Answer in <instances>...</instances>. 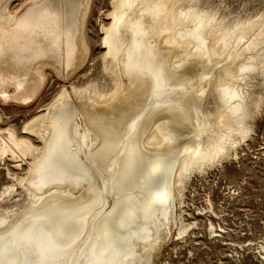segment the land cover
Listing matches in <instances>:
<instances>
[{
  "label": "bare ground",
  "instance_id": "1",
  "mask_svg": "<svg viewBox=\"0 0 264 264\" xmlns=\"http://www.w3.org/2000/svg\"><path fill=\"white\" fill-rule=\"evenodd\" d=\"M14 1L0 0L4 99L86 56L88 0ZM195 1L110 0L109 88L70 84L20 130L0 113V160L26 164L0 191V264H153L191 174L237 154L264 17L228 23Z\"/></svg>",
  "mask_w": 264,
  "mask_h": 264
},
{
  "label": "rangeland",
  "instance_id": "2",
  "mask_svg": "<svg viewBox=\"0 0 264 264\" xmlns=\"http://www.w3.org/2000/svg\"><path fill=\"white\" fill-rule=\"evenodd\" d=\"M195 2L199 8L214 12L215 17L226 18L224 21L228 23L237 19L264 17V0ZM18 3L19 0H15L12 7L15 8ZM86 6L81 25L86 41V56L81 64L73 70L64 66L60 71L47 63L43 79L31 96L26 98L22 86L11 89L7 99L0 95L3 127L12 125L20 130L44 104L72 84L80 86L97 81L103 89L109 88L110 74L104 70L102 60L105 52L102 25L109 22L107 13L111 10L110 0H88ZM261 45L263 47L264 42ZM259 66L249 72L248 90L251 95L254 93L252 97L255 95L261 102L258 107L252 106L253 113L249 118L251 130L245 142L238 147L235 156L225 158L200 173L191 174L183 194L177 196L182 199L171 220L170 230H165L164 237L152 250L153 259L150 258L149 263L264 264V64L260 66L261 69ZM27 100L29 102L25 103ZM12 161L8 157L0 160V191L14 181L8 169L17 176L25 171V163L18 168ZM15 197L19 200L22 198ZM12 201L9 198L1 203L8 205ZM24 203V200L19 202L20 205Z\"/></svg>",
  "mask_w": 264,
  "mask_h": 264
}]
</instances>
